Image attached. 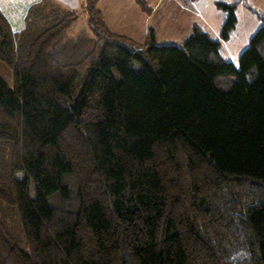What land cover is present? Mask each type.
Masks as SVG:
<instances>
[{"label": "trees", "instance_id": "trees-1", "mask_svg": "<svg viewBox=\"0 0 264 264\" xmlns=\"http://www.w3.org/2000/svg\"><path fill=\"white\" fill-rule=\"evenodd\" d=\"M98 1L93 38L54 0L19 33L0 12V264H264V13L216 3L222 41L240 3L260 22L235 65L197 24L115 35Z\"/></svg>", "mask_w": 264, "mask_h": 264}, {"label": "rangeland", "instance_id": "rangeland-1", "mask_svg": "<svg viewBox=\"0 0 264 264\" xmlns=\"http://www.w3.org/2000/svg\"><path fill=\"white\" fill-rule=\"evenodd\" d=\"M80 5L69 9L77 15L72 28L67 32V39L79 36L93 38L83 13L84 0ZM77 1V2H78ZM147 0L151 8L149 14L141 12L134 0H102L99 9L106 28L115 35L130 38L136 44H142L148 30L155 32L157 46L181 43L190 35L191 28L197 24L209 36L220 43V54L223 59L237 64L241 53L247 48L249 40L260 27L255 14L240 3L236 9V26L227 41L220 39V29L224 23V13L216 8V3H228L229 0H199L198 2L178 0L157 3ZM246 4L257 12L264 13V0H245ZM49 11V9H48ZM0 76L12 87L11 73L0 65Z\"/></svg>", "mask_w": 264, "mask_h": 264}, {"label": "crops", "instance_id": "crops-1", "mask_svg": "<svg viewBox=\"0 0 264 264\" xmlns=\"http://www.w3.org/2000/svg\"><path fill=\"white\" fill-rule=\"evenodd\" d=\"M40 1L41 0H0V12L4 16V18L6 19L8 24L10 25L11 30L14 33H19L24 29L25 17H26L28 9L31 6L39 3ZM54 1L59 3L60 5H62L64 7H66V8H69V9H73L77 5L81 6V4H79L78 0H54ZM101 1L102 0L98 1L97 8L99 7V4ZM145 1L147 2V0H145ZM167 1L173 2V0H157L156 2L157 3L158 2L159 3L160 2L166 3ZM183 1H185V0H178L177 2L182 3ZM187 1L198 2L199 0H186L185 2H187ZM134 2L137 5L135 0H134ZM147 5H148V2H147ZM137 7L139 8L138 5H137ZM98 10L101 12V10L99 8H98ZM139 10H140V8H139ZM101 16H102V13H101ZM145 38H146V36H145Z\"/></svg>", "mask_w": 264, "mask_h": 264}]
</instances>
